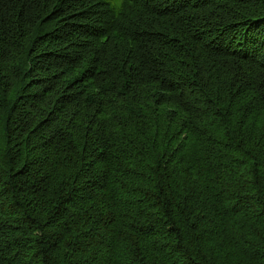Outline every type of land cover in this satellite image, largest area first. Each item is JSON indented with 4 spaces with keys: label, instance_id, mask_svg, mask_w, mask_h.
<instances>
[{
    "label": "trees",
    "instance_id": "1",
    "mask_svg": "<svg viewBox=\"0 0 264 264\" xmlns=\"http://www.w3.org/2000/svg\"><path fill=\"white\" fill-rule=\"evenodd\" d=\"M0 264H264V0H0Z\"/></svg>",
    "mask_w": 264,
    "mask_h": 264
}]
</instances>
